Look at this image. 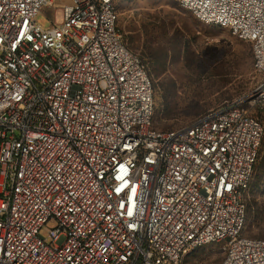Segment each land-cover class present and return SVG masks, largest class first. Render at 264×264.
Instances as JSON below:
<instances>
[{
    "label": "built area",
    "instance_id": "obj_1",
    "mask_svg": "<svg viewBox=\"0 0 264 264\" xmlns=\"http://www.w3.org/2000/svg\"><path fill=\"white\" fill-rule=\"evenodd\" d=\"M0 0V264H264L243 235L264 128V0H177L252 46L260 81L154 127V89L117 0ZM61 12L43 27L40 11ZM49 226H52L51 228Z\"/></svg>",
    "mask_w": 264,
    "mask_h": 264
},
{
    "label": "rangeland",
    "instance_id": "obj_2",
    "mask_svg": "<svg viewBox=\"0 0 264 264\" xmlns=\"http://www.w3.org/2000/svg\"><path fill=\"white\" fill-rule=\"evenodd\" d=\"M116 7L127 46L143 61L152 81L155 128L168 131L186 125L227 100L250 94L260 81L249 42L227 28L201 22L177 0H117ZM50 17L59 20L61 12L55 16L44 8L37 21L47 27ZM246 107L264 128V109L249 102ZM263 150L264 138L258 163ZM253 180L257 186L247 194L243 235L264 239V173L256 172ZM223 258L222 245L211 244L186 262L220 264Z\"/></svg>",
    "mask_w": 264,
    "mask_h": 264
},
{
    "label": "trees",
    "instance_id": "obj_3",
    "mask_svg": "<svg viewBox=\"0 0 264 264\" xmlns=\"http://www.w3.org/2000/svg\"><path fill=\"white\" fill-rule=\"evenodd\" d=\"M254 66V65H253ZM264 138V137H263ZM262 142H263V140H262ZM261 149V148H260ZM259 158H260V156H259ZM258 161H259V159H258ZM256 172H258V173H260V174H263L264 173V150H263V156H262V158H261V161L258 163L257 162V164H256V166H255V172H254V175H255V173ZM253 179H254V176H253ZM252 179V182H251V185H250V187L251 186H257V182H254V180ZM247 215H248V208H247ZM251 215V214H250Z\"/></svg>",
    "mask_w": 264,
    "mask_h": 264
}]
</instances>
